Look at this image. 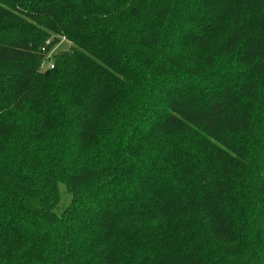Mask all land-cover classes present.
Masks as SVG:
<instances>
[{"label": "trees", "instance_id": "16d2710c", "mask_svg": "<svg viewBox=\"0 0 264 264\" xmlns=\"http://www.w3.org/2000/svg\"><path fill=\"white\" fill-rule=\"evenodd\" d=\"M0 264H264V0H0Z\"/></svg>", "mask_w": 264, "mask_h": 264}, {"label": "rangeland", "instance_id": "374dc122", "mask_svg": "<svg viewBox=\"0 0 264 264\" xmlns=\"http://www.w3.org/2000/svg\"><path fill=\"white\" fill-rule=\"evenodd\" d=\"M70 48V44L64 40L61 39V41L55 45L53 47V49L47 54L45 55V60L42 64V69H45L49 66V64H54V60L56 58V56L61 53L62 51H66ZM42 52L46 53L45 49H42ZM48 61V63H47ZM64 191V190H63ZM62 201L64 202V206L67 205V203L69 202V195L68 194H64L62 197Z\"/></svg>", "mask_w": 264, "mask_h": 264}, {"label": "built area", "instance_id": "2783aa9c", "mask_svg": "<svg viewBox=\"0 0 264 264\" xmlns=\"http://www.w3.org/2000/svg\"><path fill=\"white\" fill-rule=\"evenodd\" d=\"M54 67V65H51V68H53Z\"/></svg>", "mask_w": 264, "mask_h": 264}, {"label": "water", "instance_id": "95a60500", "mask_svg": "<svg viewBox=\"0 0 264 264\" xmlns=\"http://www.w3.org/2000/svg\"><path fill=\"white\" fill-rule=\"evenodd\" d=\"M46 74H49V71H47Z\"/></svg>", "mask_w": 264, "mask_h": 264}]
</instances>
